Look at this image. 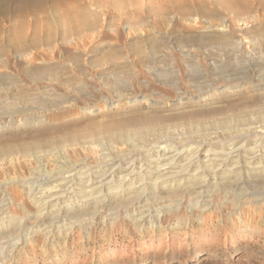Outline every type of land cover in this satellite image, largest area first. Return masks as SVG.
I'll return each mask as SVG.
<instances>
[{
	"label": "bare ground",
	"instance_id": "1",
	"mask_svg": "<svg viewBox=\"0 0 264 264\" xmlns=\"http://www.w3.org/2000/svg\"><path fill=\"white\" fill-rule=\"evenodd\" d=\"M133 47L143 53L144 59L146 54L153 57L154 47L148 50L139 43ZM118 55L100 61L95 58V63L106 65L100 70L95 68L96 73L108 78L104 82L100 79L97 86L88 84L82 74L87 60L77 56L74 63L71 59V66L54 60L56 63L24 69L35 88L27 87V83L23 88L21 77L10 80V91L0 87V137L7 131H48L58 125L64 128L87 121L51 138L44 134L31 143L22 140L24 143L0 147V264L37 262V247L54 257V253L65 252L68 241L80 237L83 231L89 236L97 223L112 231L130 223L139 234H145L154 226L159 232L167 231L163 220L171 226L183 220L186 235L187 221L192 225V219L198 218L203 223L226 201L236 216L244 204L264 206V105L258 104L254 112L247 109L246 102L238 101L218 108L213 105L219 95L214 90L217 83L213 86L211 82H199L190 109L183 105V99L189 97L185 92H176L173 104L163 94L153 98L148 93L124 92L123 88H130V80L127 82L119 73L121 67L132 64L129 61L133 56L128 59L127 55ZM128 75L131 78L133 74ZM54 89L56 92H52ZM230 92L233 88L227 96ZM143 103L152 111L137 114Z\"/></svg>",
	"mask_w": 264,
	"mask_h": 264
},
{
	"label": "rangeland",
	"instance_id": "2",
	"mask_svg": "<svg viewBox=\"0 0 264 264\" xmlns=\"http://www.w3.org/2000/svg\"><path fill=\"white\" fill-rule=\"evenodd\" d=\"M132 25L137 26L134 28ZM63 36L66 40L69 37V42L65 39L64 42ZM83 38L85 41L89 40L85 43ZM77 42L84 44L79 46ZM135 43L144 48L146 45L148 50L154 47L153 57H147L146 54L144 59L143 53L139 54L133 47ZM118 54L127 55L128 59L132 56L134 58L129 61L132 64L120 69L119 74L128 79L127 82L130 80L131 85L128 90L123 88L124 92L139 95L148 93L153 98L163 94L164 98H169L170 104L177 101L176 92H185L190 98H184L183 105L190 109L193 108L192 101L197 95L194 89L199 87V82L201 85L211 82L213 86L217 83L214 90L219 92L213 105L220 108L227 103L246 102L245 105L249 107L247 109L254 112L259 105H264V0H0V87L3 90L7 88L10 91L8 88H13L9 83L15 77L22 78L23 88L26 83L27 87L31 85L29 88H35L37 86L33 82H28L24 69L56 61L64 66H71V59L74 63L77 56L87 60L82 74L88 84L97 86L100 79L104 82L108 78L96 73V69L100 70L106 65H101L103 62L95 63V58L98 57L96 60L100 61ZM90 57L94 60L91 58V62H88ZM148 58L152 60L148 61ZM91 63L96 67H92ZM148 65L151 67L147 68ZM87 67L92 68V71L86 70ZM128 74H133L131 78L134 79L131 80ZM157 75L158 77H154ZM162 82H165L166 87ZM227 84L233 88L228 96L231 88L226 89ZM147 85L152 93L150 89H146ZM1 89L0 93L3 91ZM52 92H56L55 89ZM151 109L143 103L137 114H148ZM76 122L68 124V128L58 125L48 131H34L33 128L22 129L14 134L7 131L0 137H5L0 139V147L3 145L5 148L10 143H31L44 136L51 138L80 127L87 121ZM49 131L52 133H48ZM36 134H39L38 137H35ZM244 205L239 216H236L231 204L226 201L220 209L205 217L203 223L198 218L192 219V225L187 221L186 235H183L186 222L183 220L173 226L168 224L169 221L163 220L167 231L159 232L154 226L153 229L148 228L145 234H139L130 223L124 226L126 230L122 226L117 231L108 230L102 223H97L98 225L92 226L89 236L88 232L83 231V236L76 237L77 240L70 239L67 252L59 251L53 257L43 254L37 247V262L31 261L29 264H264V206L260 208Z\"/></svg>",
	"mask_w": 264,
	"mask_h": 264
}]
</instances>
